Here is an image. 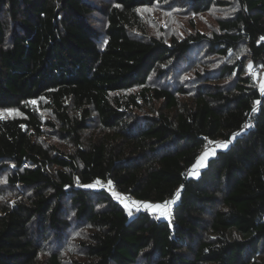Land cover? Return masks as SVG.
<instances>
[{
  "label": "trees",
  "instance_id": "obj_1",
  "mask_svg": "<svg viewBox=\"0 0 264 264\" xmlns=\"http://www.w3.org/2000/svg\"><path fill=\"white\" fill-rule=\"evenodd\" d=\"M170 2L0 0V111L19 114L0 117V264H264V0H172L234 9L210 33L145 32L137 9ZM178 69L189 86L160 84ZM208 142L227 146L187 177ZM96 181L179 196L169 219L129 216Z\"/></svg>",
  "mask_w": 264,
  "mask_h": 264
},
{
  "label": "rangeland",
  "instance_id": "obj_2",
  "mask_svg": "<svg viewBox=\"0 0 264 264\" xmlns=\"http://www.w3.org/2000/svg\"><path fill=\"white\" fill-rule=\"evenodd\" d=\"M143 9H140L141 11H139L138 13L141 17L143 29L145 30V32H147L148 34H153L155 36H162L163 38H168L172 35L181 37L195 30H199L205 33L213 32L216 27V20L219 17L227 16L229 12L234 9V7L230 9H223V10L222 9H211L204 15L194 16L185 9L182 3L180 2L173 3L171 0V2L167 4L156 5V6L150 7L149 9H152V11H144ZM248 70L250 74V71L252 70V66H250ZM191 79H192V76L190 72L184 73L181 71V69H178L175 71L174 75L173 74L168 75L165 80H163L162 82L161 80L159 81L161 82L160 84H162L164 81L165 83L168 82L171 89H178L179 87L186 88L187 86H189ZM252 79L254 83L256 84L257 88L259 89V91L261 92V86L264 85V70L260 68V74L256 78H252ZM185 80H188L189 83H186ZM261 94L264 96V93L261 92ZM33 104H35V106L37 105V103H33ZM40 114L41 115L43 114V116L46 115V113L45 112L42 113V111H40ZM18 115L19 114L14 110L0 111V117L2 118L15 117ZM40 141L42 143L49 142L50 144H53V145H59V146L62 145L61 141H59L56 138V136H54L53 134L49 132L48 133L45 132L44 137L41 138ZM222 145H225V144H220V143L213 144V143L208 142L202 154L196 160V163L187 172V177L193 178V179L197 178L199 176V172L201 168L205 166L208 159L214 156L218 150L225 149V147H222ZM206 153H207V156L202 161L204 166L199 167L198 163L201 162V157H205ZM4 171L5 170H1V163H0V188H2L3 185H5L6 183V175L3 174ZM90 185H93V187H86V188L91 189V190H105L106 192H108L112 196V198L116 202H118L127 211V213L129 212V209L131 210L132 214L134 212H138L137 207H136L137 204L143 205V204L149 203V202H138L130 197L121 195L111 185L104 184L102 182H99V183L94 182ZM113 193H115L116 196H114ZM6 196H9V193L0 189V201L2 199H5ZM117 196H119L121 199H117L116 198ZM10 200L12 201L13 199L10 197ZM168 201H174L173 203L169 205V208L167 209V211L169 212L168 216L160 215L161 211H165L164 209H143L141 208L139 211L150 212L152 215H154V217L159 218V219H169L173 205L177 201V194L173 198L165 202H168ZM163 203H160V204H163ZM125 204H128V208H125L124 206ZM152 204H158V203H152ZM71 232H72L71 233L72 237L78 236V234L82 232V228L73 227ZM76 254H77L76 249H74V250H71V252L69 253V256L74 257L76 256Z\"/></svg>",
  "mask_w": 264,
  "mask_h": 264
},
{
  "label": "snow or ice",
  "instance_id": "obj_3",
  "mask_svg": "<svg viewBox=\"0 0 264 264\" xmlns=\"http://www.w3.org/2000/svg\"><path fill=\"white\" fill-rule=\"evenodd\" d=\"M119 6V5H117ZM144 11H152V9H149V8H145L143 9ZM137 11H141L140 9H137ZM170 15V13H169ZM261 92L264 93V85L261 86ZM32 103H35L34 101ZM255 111V109H254ZM227 145H222V147H226ZM207 156V153L205 154V157H201V162L198 163V166L199 167H203V163L202 161L206 158ZM96 183H99V181H96ZM109 184H111V181H109ZM85 187H93V185H85ZM114 196H116L115 193H113ZM179 196V193H177V197ZM117 199H121L119 196L116 197ZM174 201H168V202H165L163 204H152V203H146V204H143V205H139L137 204L136 207H137V210L139 211L141 208L143 209H164L165 211H161L160 215L162 216H168L169 215V212L167 211V209L169 208V205L171 203H173ZM125 208H128V204H125L124 205ZM128 214L131 216L132 215V212L131 210L129 209V212Z\"/></svg>",
  "mask_w": 264,
  "mask_h": 264
},
{
  "label": "built area",
  "instance_id": "obj_4",
  "mask_svg": "<svg viewBox=\"0 0 264 264\" xmlns=\"http://www.w3.org/2000/svg\"><path fill=\"white\" fill-rule=\"evenodd\" d=\"M260 74V68H253L251 71H250V77L251 78H256L258 75ZM207 146V145H206Z\"/></svg>",
  "mask_w": 264,
  "mask_h": 264
}]
</instances>
